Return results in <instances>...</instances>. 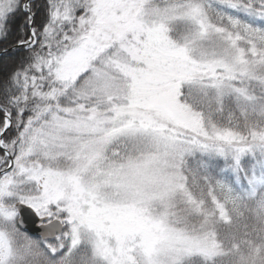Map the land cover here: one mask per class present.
<instances>
[{
	"label": "snow or ice",
	"instance_id": "obj_1",
	"mask_svg": "<svg viewBox=\"0 0 264 264\" xmlns=\"http://www.w3.org/2000/svg\"><path fill=\"white\" fill-rule=\"evenodd\" d=\"M0 264H264V0H0Z\"/></svg>",
	"mask_w": 264,
	"mask_h": 264
}]
</instances>
